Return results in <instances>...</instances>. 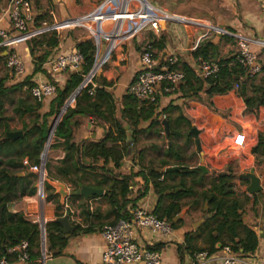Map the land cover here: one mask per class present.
Wrapping results in <instances>:
<instances>
[{"label": "crops", "instance_id": "obj_1", "mask_svg": "<svg viewBox=\"0 0 264 264\" xmlns=\"http://www.w3.org/2000/svg\"><path fill=\"white\" fill-rule=\"evenodd\" d=\"M29 1L34 11L37 8L36 11L38 12L36 14L43 17L44 21L42 22H45V19L53 18L54 21L47 23L49 25L54 22L63 23L89 13L98 0ZM88 1L92 2V8ZM175 3H180V6L185 4V8L179 7L173 11V13L165 10L168 15L193 19L205 18L210 24L213 23L212 25L223 28L230 36H243L248 40L264 41V0H175L174 4H172L173 7ZM189 4H194V8H189ZM5 6L6 1H0V28L12 34L9 21L3 14ZM79 30L81 29H61L57 34L56 32L50 31V29H45L44 31L32 32L19 37L13 35L12 38L5 43L4 47L0 45V104L2 106L0 115V137L4 135L5 132L18 131L22 132L24 137V132L43 124L44 118L50 113L53 99L37 102L30 95L28 87L34 81L45 79L52 80L49 69L45 65L47 60L56 57L59 53H64L76 48V43L82 41L87 36V34L83 35ZM53 34L58 37L59 44L52 49L50 56H48L46 61L42 64L41 70L35 72L34 64L36 59L43 55L46 47L45 44L36 45L34 48V55L32 56L29 43L33 39ZM214 36V34H204L201 31H189L180 25H176L172 22H165L161 24L160 32L156 33L145 30L134 40L117 50L105 68L99 72L95 80L96 88L91 99H81L78 101V105H76L75 101L71 108V110L77 108L81 111L92 110L95 114L100 115L101 118L86 117L81 114L70 115L67 125L72 131L71 142L78 145L83 141H98L102 139L105 134H109L112 140L109 145H114L119 148L125 147L126 151L130 146V152L125 154V158L121 163V168L117 171L121 175H126L131 170L135 173L138 172L141 168L137 165V161H139L141 167L158 172H164L166 168L170 167L182 168V165L189 170L203 166L206 173H202L203 175H207L205 179V187H207V183L214 173L226 171L228 168H231L237 173H248V171L253 170L254 175L260 179V185L262 187L261 194L264 196V175L262 171L255 166V159L250 154L247 155V158H240V153L244 148L248 147V145H253L256 142L257 134L259 132H264V107H261L255 115L245 111L243 98H245L246 94H250V91L246 92V85L245 96H242V92H240L238 85H235L230 92L231 100L237 106L234 119L241 125V131L232 130L230 133L226 131V134L220 136L217 141L213 139V132L219 126V123L217 121L208 122L205 120V113L203 111L204 106L202 105V103L206 101L203 92L206 88L204 85H201V92L196 93L197 95L195 96L193 95V91L200 85L194 80H191V83H186L184 81L178 86L177 91L172 96L160 98L158 110L154 108L152 112L148 107L135 101L133 97H129L126 92L128 84L139 69V57L145 46H151V44L154 43V46H151V48L157 56L171 53L172 51L177 52L179 54V62L176 69L181 71L180 63L184 62L188 64L192 61V53L201 43L213 40ZM6 45H9V47ZM214 46L215 60L231 58L237 52L236 41L228 36H220V39ZM10 51L16 52L24 63L25 76L22 78H14L5 67V57ZM253 51L258 56L261 72L251 78L248 84L264 88V49L254 47ZM77 72L80 71L78 70ZM69 73L70 72L65 71L54 75L55 81L57 82L56 85L59 88L65 85ZM236 86L238 87L237 89L235 88ZM198 98L200 102L197 101ZM169 106L171 107L168 112L164 113L171 121V131L169 130V134L167 135L164 129L161 128L162 122L159 120V111L162 112L163 109ZM55 115L56 113L54 112L50 117H46L48 134ZM181 115L185 120L191 122V127L184 122H180L179 124L175 122ZM251 124H253L255 136L250 131ZM120 126L124 134L119 133L118 128H121ZM192 128L198 131V138L202 149L201 152L204 153L203 163L201 162L196 146L193 148L195 145L194 137L190 134ZM248 132L250 135L247 136ZM176 134H179L180 137L176 138ZM188 135L192 136V139L189 141L185 137ZM244 137L248 138L247 142L246 140L243 142L242 138ZM181 138H184L183 141ZM32 140L33 137H29L25 142L30 143ZM206 141L208 142L207 147L211 149L209 152H205L204 149ZM187 142H189L188 146L186 145ZM63 144V139L55 138L50 149L45 152L46 155L44 159H42L44 149L42 150L40 161L43 162L45 178L47 177V179L62 182L69 190H76V188L72 186L70 178L73 180L79 178L81 182L78 188L79 186H87L102 190L104 196L105 191L108 190L110 181H107L105 184L101 183V188H98L103 175L100 172L84 171L79 169V167L76 169V155L71 152L69 154L66 153ZM165 145H167L166 149H164ZM232 146H237L239 149L236 147V150L232 148ZM168 147L175 148V150L178 148L176 151L179 153L181 159L175 160L171 156H164ZM190 154H195L199 157V163L197 165L195 163L187 164V158ZM133 157L135 158L134 161L132 160ZM164 160L169 162V166L162 168L161 163ZM86 161H89V159H86ZM101 162L102 161L99 162L100 165L102 164ZM70 166H74L71 170V174L73 175H70V177L58 173L59 169H65ZM108 167L111 168L112 164L108 165ZM27 173L35 175L31 172ZM174 173H170L165 179H159L158 182L163 181L162 183L168 186L177 185L181 177ZM17 176L22 177L24 174L20 173L17 174ZM185 180L186 186H191L192 178L187 177ZM134 182L135 184L131 189V195L128 197V199L132 200L143 183L140 181V177L135 178ZM147 186L148 189L145 197L136 202L134 207H141L151 212L158 208L159 215H161L163 210L170 204V201L166 198L169 193H163L161 199L158 201V198L152 190L151 183L148 182ZM196 186H194V191L199 194L201 192V187ZM36 188L37 192L35 196H25L9 202L7 204V211L11 214H22L25 220L32 224H37L40 227V222H45L46 226L48 223L56 221V214H61V217H63L66 211L73 212L76 205H84L85 202H87L86 205L92 206H88L89 211L92 213V219L90 218L87 224H84L83 219L80 218V214L75 222L73 217L70 215L68 216L72 225L73 223L75 225H81L82 227H86L88 224L92 225V232L88 234H76L74 236L66 235V244L63 251L57 255H54L53 252H49L51 256L46 261V264H101L103 240L100 236V231L104 226L116 223L117 217L114 212L115 208L111 207L103 196L100 198H94V196H92L91 200H88L89 198L87 199L88 201L82 197H73L77 198L76 201H73L71 197L67 200L65 206L57 211L56 207L59 205V199L58 196L54 195V191L46 185L44 190H42V194L39 195L37 183ZM245 188L246 186L244 187V191ZM114 192L118 193L117 188L114 189ZM51 196L52 199L48 201V198ZM117 200L120 202V197H118ZM186 200L188 199L182 200L183 205ZM189 200L190 202L186 203L188 211L182 217H178V214L174 219V222H177L178 225L173 228L174 233L172 236L164 239L159 238L157 240H152L153 238L147 233L140 232L136 238V241L141 246H148L150 244L156 246L157 251L161 255L160 264H190L191 248L193 250L207 248L205 234L209 228H207L208 225L204 226V224L211 219V215L207 213V204L201 202L199 205L200 207H194L191 203V199ZM130 205L131 204L126 206L127 212H129ZM250 205L251 215H244L243 218L245 219L244 222L247 223V227L251 228L257 234L259 242L258 248L254 254L245 255L243 257L257 264H264L263 207L260 205L255 208L257 212V217H255L252 212V204L250 203ZM193 208V215L197 214V212H201V217L196 222L191 223L186 215H188V212L193 210ZM81 210L82 207H77V215ZM199 222L201 223L195 226V224ZM186 234H191L195 239L188 251L185 250L184 243ZM221 248L222 246L217 244V251L211 255L220 256L221 253L219 251ZM12 250L13 249H10L7 252L8 255L6 259L9 264H38L37 260L39 257L37 256L34 258L29 257V263L19 262L16 258V254L13 253ZM32 252L33 254H40V248ZM206 264H215V262L208 261Z\"/></svg>", "mask_w": 264, "mask_h": 264}, {"label": "trees", "instance_id": "obj_2", "mask_svg": "<svg viewBox=\"0 0 264 264\" xmlns=\"http://www.w3.org/2000/svg\"><path fill=\"white\" fill-rule=\"evenodd\" d=\"M41 20H43V17L37 15L35 22L37 23ZM44 44L46 47L44 53L36 59L34 64L35 72L41 70L42 64L46 61L48 56H50L52 49L58 46L59 39L53 34L31 40L29 43L31 55H34V48L36 45ZM75 46L83 57V64L80 68V72H70L62 88L56 85L57 93L51 103L52 106L50 105V113L46 117H50L54 112L56 114L58 113L65 100L78 88L82 81V77L86 75L92 67L95 56V47L92 39L86 36L82 41L76 43ZM151 46L153 47L154 43H152ZM192 56L195 59H214L215 46L212 44V40L201 43L192 53ZM232 60L233 57L219 60L221 68L217 77L208 80L206 82V88L203 91L206 97L205 103H202L204 106L203 111L205 113V120L208 122L217 121L219 123V126L213 132V139L215 141L219 140L220 136L226 134V131L229 133L232 130L241 131V125L234 119L237 106L230 97V92L235 85L239 86L240 92L242 84L246 85V92L250 91V94H246L245 98H243V105L247 113L255 115L261 107H264V88L249 85L248 83L253 77H247L244 70L238 65H231ZM180 69L185 74L184 81L186 83H191V80H194L200 85L193 91V95L196 96V93L201 92L203 83L198 80L186 63H180ZM81 99H91L87 90L82 91L78 95L76 98V105H78L77 103ZM197 101L200 102V99L198 98ZM145 107H148L151 112L154 110L153 106ZM170 107L171 106L163 109L162 112L167 113ZM1 112L2 106L0 104V115ZM75 114L95 117L97 119L101 118L100 115L95 114L92 110L81 111L77 108L75 110L69 109L57 125L54 137L64 140L63 146L66 153L69 154L71 152L76 155V169L79 167V169L84 171L100 172L103 175L98 188H101V183L105 184L107 181H110L108 190L105 191L103 198L108 201L111 207L115 208L114 212L116 213L117 221L129 217L126 206L131 204V206L134 207L136 202L144 198L148 189L147 184L150 182L158 201L161 199L163 193H169L166 198L170 201V204L163 210L162 214L159 215L158 208L152 213L159 219L168 221L173 228L178 225L177 222H174L175 217L187 207L186 204H182V200L191 199V203L194 207H198L201 202L207 204V213L211 215V219L204 224V226L208 225L207 228H209L205 234L207 248L202 250H193L191 248L190 255L204 251L212 254L217 251V244L222 247L229 246L234 253L241 256L255 253L258 248V236L251 228L247 227V223L244 222L243 217L245 215L244 209L250 203L253 207L252 212L255 217H257L255 208L261 204L256 195L248 197L247 193L244 191V187L249 184V180L246 176L247 172L237 173L231 168H228L226 171L214 173L213 176L210 177L207 187H205L207 175H203L199 168L189 170L183 165L179 172L174 173L181 177L180 182L175 186L165 185L162 183L163 181L158 182L159 179H165L170 174L145 169L140 166L139 161H137V165L141 169L138 172L135 173L131 170L128 174L121 175L117 171L121 168V163L127 153L125 147L119 148L114 145H109L112 141L109 134H105V136L98 141H83L78 145L72 143V131L67 125V122L70 115ZM46 117L42 125L35 126L31 130L24 132V137L21 139L9 141L5 140L3 135L0 137V259H6L8 255L7 252L23 241L28 244L30 258L40 256L39 253L33 254L32 252L40 248L41 235L39 226L25 220L22 214L9 213L7 211V204L14 199L25 196L33 197L36 195L37 177L28 174L27 168L23 166L22 162L27 160L29 165H39L41 163L40 156L48 134ZM165 120L171 131V121L167 117ZM175 122L177 124L184 122L191 127V122L185 120L182 115ZM118 131L124 134L122 127L118 128ZM29 137H33V140L30 143H26L25 141ZM175 137L178 138L180 136L176 134ZM185 137L188 141L192 139L191 135ZM188 143L189 142L186 143L187 146L189 145ZM248 147L244 148L242 154ZM176 150H178V148ZM176 150L175 148L168 147L164 156H171L175 160H180L181 157ZM249 154L255 159V166L257 169L262 171L264 175V132H259L257 134L256 142L249 147L247 155ZM247 155H245L244 158H247ZM86 159H89V161H86ZM132 160L134 161L135 158L133 157ZM100 161H102L101 165L99 164ZM110 164H112L111 168L108 167ZM161 165L162 168L167 167L169 166V162L164 160ZM73 167L74 166H70L65 169H59L58 173L70 177V175H73L71 174ZM20 173H23L24 176L18 177L17 174ZM137 177H140V181L143 182L142 186L137 191L133 200L128 199L131 195V189L135 184L134 180ZM187 177L192 178L191 186L189 187L186 186L185 179ZM70 181L72 186L77 189L81 179L77 178L73 180L70 178ZM196 185L201 186V192L199 194L194 191V186ZM115 188H117L118 193L114 192ZM118 197L121 199L120 202L117 200ZM51 199L52 196L48 198V201ZM91 199L92 197H89L88 200ZM72 200L76 201L77 198H73ZM86 204L87 202L84 204L85 209H82L79 213L84 224H87L90 218L92 219V213L89 211V207ZM56 210H61V206L58 205ZM61 216V214H56V218H60ZM73 225L75 226V230L69 234L70 236L92 232V225L90 224L86 227L75 225L74 223ZM65 237L66 234L63 233L59 223L56 221L48 223L45 226L47 252H53L54 255L60 254L66 244ZM194 240L191 234L185 235V250H189ZM153 250L157 251L156 246Z\"/></svg>", "mask_w": 264, "mask_h": 264}, {"label": "built area", "instance_id": "obj_3", "mask_svg": "<svg viewBox=\"0 0 264 264\" xmlns=\"http://www.w3.org/2000/svg\"><path fill=\"white\" fill-rule=\"evenodd\" d=\"M4 1V0H0ZM6 6L3 14L7 17L11 33L0 28V45L12 38L23 36L32 32H40L50 29L57 34L61 29H83L89 36L95 47V56L90 71L82 77L78 88L70 94L59 109L53 120V132L47 136L44 151L52 145V139L57 125L64 114L73 107L78 95L87 90L92 96L96 88L95 80L99 72L105 68L117 50L134 40L143 31H161V24L172 22L189 30L201 31L204 34L228 36L236 41L237 52L233 56L231 65H238L246 73L247 77H254L261 72L258 56L253 48L264 49V41L248 40L243 36H230L223 28L214 26L204 19L184 18L168 15L163 9L154 7L148 0H98L94 8L87 14L63 23L46 22L36 23L37 14L29 0H5ZM9 47V45H6ZM178 53L172 51L157 56L151 46H145L139 57V69L127 86V94L145 106H153L158 110L160 98L172 96L178 86L184 82L185 74L176 69L178 65ZM193 58V56H192ZM83 64V57L77 48L59 53L56 57L46 62L52 80L34 81L29 87L30 95L37 101H49L54 99L57 93L55 74L59 72H77ZM188 67L195 76L206 86V82L217 77L221 65L219 60L193 58ZM5 67L14 78L25 76L24 63L20 56L10 51L5 57ZM238 88L237 86L235 87ZM166 115L159 111V120L163 122ZM163 128V126H162ZM164 129V128H163ZM46 153H42V159ZM23 166L37 177L38 190L45 180L43 162L39 165H29L24 160ZM248 197L251 195L247 194ZM65 213L73 217L72 211ZM129 217L119 219L113 225H106L100 231L103 240L101 250V264H160L161 255L153 250L155 246H141L136 241L140 232L147 233L152 240L167 238L173 235L172 225L159 219L151 211L141 207L129 208ZM45 226V222H40ZM39 224V225H40ZM19 262L29 263L28 244L23 241L12 250ZM220 256H214L208 252H196L191 255L190 264H206L214 261L215 264H257L232 251L231 247L224 246L219 251ZM46 246L40 247L38 264H46L50 258ZM0 264H9L5 258L0 259Z\"/></svg>", "mask_w": 264, "mask_h": 264}, {"label": "water", "instance_id": "obj_4", "mask_svg": "<svg viewBox=\"0 0 264 264\" xmlns=\"http://www.w3.org/2000/svg\"><path fill=\"white\" fill-rule=\"evenodd\" d=\"M220 39L219 35H215L213 40H212V44L216 45L217 41ZM80 71V70H79ZM242 96H245V85H242ZM53 125H51L49 133L53 132ZM162 126L164 128L165 133L168 135L169 134V127H168V123L166 120H164L162 122ZM190 134L194 137V143L197 149V152L200 155L201 158V162L203 163L204 160V153L201 152V146H200V141L198 139V131L194 128H192L190 130ZM49 136V135H48ZM5 140H17V139H21L23 137V133L18 131V132H5L3 135ZM131 150V147H128L127 152L129 153ZM45 153V151H44ZM199 169L205 174L206 170L203 166H200ZM180 171V167H170V168H166L164 170V174H170V173H174V172H178ZM246 176L249 180V184L246 186L245 191L247 194L249 195H256L260 204L263 207V211H262V220H264V200H263V195L262 193V187L260 185V179L258 177H256L254 175V171L251 170L248 173H246ZM46 184L48 187H50L53 191H54V195L58 196L59 199V205L61 207H64L67 200L69 198H73V197H82L83 199L87 200L89 197H97L100 198L103 196V191L102 190H98L95 188H91V187H87V186H79L78 189L76 190H69L66 188L65 184H63L62 182H57V181H53L50 179L45 178L44 182H42L41 184V188L38 190L39 191V195L42 194V185ZM188 211V208H185L184 210L181 211V213L178 215V217H182L186 212ZM245 221V219H244ZM56 222L59 223L62 227V231L64 234L69 235L70 233L74 232L75 228L72 225L68 214L65 213L63 217L57 218ZM201 222L196 223L195 226L199 225ZM40 235H41V246L42 248L45 245V226L40 224ZM263 237V236H262Z\"/></svg>", "mask_w": 264, "mask_h": 264}, {"label": "rangeland", "instance_id": "obj_5", "mask_svg": "<svg viewBox=\"0 0 264 264\" xmlns=\"http://www.w3.org/2000/svg\"><path fill=\"white\" fill-rule=\"evenodd\" d=\"M154 7H156V8H159V9H163V10H166V11H168V12H171V13H173V11H175L177 8H179V7H181V8H185V4H183V6H180L181 4L180 3H175V6L173 7L172 6V4H174V2H175V0H148ZM88 3H89V5H90V7L92 8V2L91 1H88ZM194 6V4H189V8L191 7V8H194L193 7ZM198 6V5H197ZM37 9V8H36ZM36 9H35V13H37L38 11H36ZM90 12V11H89ZM183 12V11H182ZM202 12V11H201ZM206 12V11H205ZM201 19H204V20H206L205 18H201ZM42 21H44V20H41V21H39V22H37V23H42ZM52 21H54L53 20V18H49V19H45V22H46V24L47 23H51ZM206 21H208V20H206ZM213 24V23H212ZM189 30V29H188ZM80 32H82L83 33V35L85 34L86 35V32L83 30V29H81V30H79ZM190 31V30H189ZM56 116V115H55ZM55 118V117H54ZM54 120V119H53ZM250 127H251V130H250V128L247 126V128L252 132V134L254 135V131H253V124H251L250 125ZM1 133V132H0ZM248 135H250L249 134V132L247 133V136ZM255 136V135H254ZM182 139V141H183V139L184 138H181ZM199 139V138H198ZM243 139V142H244V140H246V142H247V139L248 138H242ZM54 140V138L52 139V141ZM236 140H237V138H236ZM235 140V141H236ZM177 141V140H176ZM46 143V142H45ZM44 143V144H45ZM205 147H204V149H205V152H209L211 149H210V147L208 148L207 147V145H208V142L206 141L205 142ZM249 147H250V145H248ZM51 147V146H50ZM166 147H167V145H165V147H164V149H166ZM237 147V146H236ZM236 147H234V146H232V148H235L236 150H237V148ZM249 147L246 149V151L245 152H243V154H242V152L240 153V158H243L244 159V156L245 155H247V153L249 152ZM193 148H195V145H194V147ZM43 149H44V146H43ZM50 148H48L47 149V151L49 150ZM188 149V148H187ZM239 149V148H238ZM201 151H202V149H201ZM192 154V153H191ZM189 155V157L187 158L188 160H187V164L188 163H195L196 165L199 163V157H197L195 154H193V155ZM186 164V165H187ZM210 166V165H209ZM249 172V171H248ZM47 178V177H46ZM207 182V181H206ZM36 183H38V181H37V179H36ZM45 183L42 185V190H44V188H45ZM196 187H201L200 185H198V186H196ZM190 202V200L188 199V200H186L185 201V204L186 203H189ZM89 206V205H88ZM77 207L78 208H81L82 207V209H85V206L84 205H82V204H79V205H76L75 206V208H74V210H73V212H74V215H73V220H74V222H75V220H77V218H79V213H78V215H77V213H76V211H77ZM89 207H92V206H89ZM198 207H200V206H198ZM186 208V207H185ZM184 208V209H185ZM191 209H192V207H191ZM245 215L246 216H248V215H251V205L250 204H248L246 207H245ZM193 212H194V208H193V210H191L190 212H188V215H186L187 216V218L189 219V221L192 223H194V222H196L200 217H201V212H197V214H195V215H193ZM190 213V214H189Z\"/></svg>", "mask_w": 264, "mask_h": 264}]
</instances>
